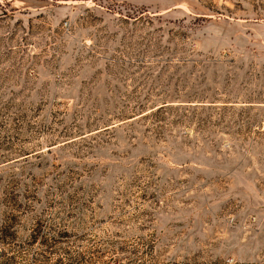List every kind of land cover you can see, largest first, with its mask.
Masks as SVG:
<instances>
[{
  "label": "rangeland",
  "instance_id": "obj_1",
  "mask_svg": "<svg viewBox=\"0 0 264 264\" xmlns=\"http://www.w3.org/2000/svg\"><path fill=\"white\" fill-rule=\"evenodd\" d=\"M0 264H264V0H0Z\"/></svg>",
  "mask_w": 264,
  "mask_h": 264
}]
</instances>
